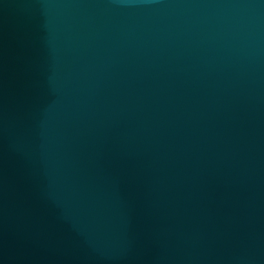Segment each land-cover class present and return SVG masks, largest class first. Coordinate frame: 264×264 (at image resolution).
I'll return each mask as SVG.
<instances>
[{
	"label": "water",
	"instance_id": "water-1",
	"mask_svg": "<svg viewBox=\"0 0 264 264\" xmlns=\"http://www.w3.org/2000/svg\"><path fill=\"white\" fill-rule=\"evenodd\" d=\"M0 264H264V0H0Z\"/></svg>",
	"mask_w": 264,
	"mask_h": 264
}]
</instances>
